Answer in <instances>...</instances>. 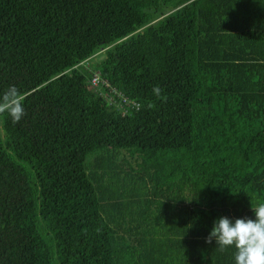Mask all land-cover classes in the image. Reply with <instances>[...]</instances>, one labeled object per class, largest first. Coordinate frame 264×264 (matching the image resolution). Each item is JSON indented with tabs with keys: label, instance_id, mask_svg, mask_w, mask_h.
Wrapping results in <instances>:
<instances>
[{
	"label": "trees",
	"instance_id": "obj_1",
	"mask_svg": "<svg viewBox=\"0 0 264 264\" xmlns=\"http://www.w3.org/2000/svg\"><path fill=\"white\" fill-rule=\"evenodd\" d=\"M10 85L0 264H235L206 240L264 203V0H0Z\"/></svg>",
	"mask_w": 264,
	"mask_h": 264
},
{
	"label": "clouds",
	"instance_id": "obj_2",
	"mask_svg": "<svg viewBox=\"0 0 264 264\" xmlns=\"http://www.w3.org/2000/svg\"><path fill=\"white\" fill-rule=\"evenodd\" d=\"M154 94L161 97L159 86ZM149 108L154 107L149 103ZM7 113L13 123H18L25 115L21 93L15 85L0 94V115ZM253 217L237 218L235 221L221 217L215 221L206 242L215 240L220 252L233 249L235 264H264V203L252 205Z\"/></svg>",
	"mask_w": 264,
	"mask_h": 264
},
{
	"label": "built area",
	"instance_id": "obj_3",
	"mask_svg": "<svg viewBox=\"0 0 264 264\" xmlns=\"http://www.w3.org/2000/svg\"><path fill=\"white\" fill-rule=\"evenodd\" d=\"M101 84V86H104V87H109L108 86V84H102V83H99L98 81H97V78H94L93 80H92V85L93 86H95V87H97L98 85H100ZM110 96H108V100L111 102V101H113V97H117V98H119L120 99V101H121V103H127V100L124 98V97H122V95L117 91V90H115V89H112L111 91H110Z\"/></svg>",
	"mask_w": 264,
	"mask_h": 264
},
{
	"label": "rangeland",
	"instance_id": "obj_4",
	"mask_svg": "<svg viewBox=\"0 0 264 264\" xmlns=\"http://www.w3.org/2000/svg\"><path fill=\"white\" fill-rule=\"evenodd\" d=\"M126 158L129 160V156L126 155ZM137 162V161H136Z\"/></svg>",
	"mask_w": 264,
	"mask_h": 264
}]
</instances>
